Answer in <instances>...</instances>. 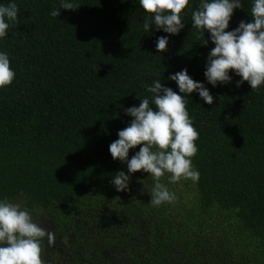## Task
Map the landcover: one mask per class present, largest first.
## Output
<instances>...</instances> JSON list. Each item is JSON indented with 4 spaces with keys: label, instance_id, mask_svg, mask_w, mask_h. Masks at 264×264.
Returning a JSON list of instances; mask_svg holds the SVG:
<instances>
[{
    "label": "trees",
    "instance_id": "trees-1",
    "mask_svg": "<svg viewBox=\"0 0 264 264\" xmlns=\"http://www.w3.org/2000/svg\"><path fill=\"white\" fill-rule=\"evenodd\" d=\"M9 2L19 13L0 40L16 72L0 89V199L20 202L54 234L42 245L46 264H264V85L237 87L231 70L230 83L206 81L214 44L192 27L200 0L183 10L178 35L155 25L144 33L152 14L139 0H71L74 10L61 0H0ZM241 2L227 30L251 21L253 0ZM164 35L169 44L159 53ZM184 68L214 96L211 105L197 92L187 96L200 179L170 183L165 174L160 182L177 199L154 206L153 178L143 170L128 190L111 183L127 164L109 145L133 119L125 109L151 101L145 85L161 78L178 91L167 77Z\"/></svg>",
    "mask_w": 264,
    "mask_h": 264
},
{
    "label": "clouds",
    "instance_id": "clouds-1",
    "mask_svg": "<svg viewBox=\"0 0 264 264\" xmlns=\"http://www.w3.org/2000/svg\"><path fill=\"white\" fill-rule=\"evenodd\" d=\"M139 5L152 14L145 19L144 33L155 25L156 30L178 35L185 27L183 10L190 5V0H139ZM242 5L241 0H200L192 11V27L203 34L207 31L214 44L207 55L204 72L206 81L213 87L230 83L233 79L230 70L240 77L237 87L245 81L252 90L264 85V0H253L251 21L241 20L235 29L227 30L234 10ZM77 7L71 0H61L62 9ZM60 11L53 9L50 15L58 17ZM18 13L15 2L0 4V40L8 36L11 26L18 25ZM169 39L167 35L157 38V52L167 50ZM10 65L9 54L0 51V89L11 85L15 79L16 72ZM167 79L176 83L178 91L163 84L161 78L151 85L146 84V91L153 94L151 101L138 97L139 106L125 109L133 119L118 131V139L109 145L112 158L127 164V173L117 171L111 183L117 191L128 190L131 175L143 170L153 178L149 193L154 206L177 199L176 194L160 182L165 174H170V183L181 179L199 181L200 173L192 163L198 152L199 133L187 110V96L197 92L203 102L209 105L214 102L209 88L193 79L187 68L169 74ZM138 145L139 150L129 158L130 149ZM45 240L51 244L54 234L37 224L27 207L20 202L0 199V264H46L42 256Z\"/></svg>",
    "mask_w": 264,
    "mask_h": 264
},
{
    "label": "flooded vegetation",
    "instance_id": "flooded-vegetation-1",
    "mask_svg": "<svg viewBox=\"0 0 264 264\" xmlns=\"http://www.w3.org/2000/svg\"><path fill=\"white\" fill-rule=\"evenodd\" d=\"M53 248H55V249H52L51 254L53 252H57L56 263H59V235H58V238L55 239V243L53 244Z\"/></svg>",
    "mask_w": 264,
    "mask_h": 264
}]
</instances>
